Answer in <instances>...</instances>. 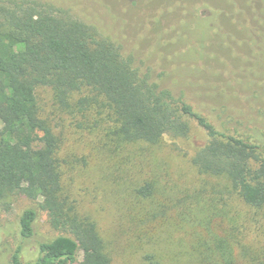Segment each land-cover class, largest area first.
Instances as JSON below:
<instances>
[{
    "label": "trees",
    "instance_id": "trees-1",
    "mask_svg": "<svg viewBox=\"0 0 264 264\" xmlns=\"http://www.w3.org/2000/svg\"><path fill=\"white\" fill-rule=\"evenodd\" d=\"M83 1L73 4L83 6ZM247 1L123 0L120 14L111 6L125 36L122 42L72 7L0 0V204L9 209L18 195L35 203L20 216L23 242L36 235L41 211L62 233L41 242L34 261L22 259L20 243L11 264H77L82 250L81 264H112L97 224L78 211L67 192L61 140L37 96L42 87L52 89L62 109L74 105L85 114L94 107L109 109L115 129L107 136L113 134L120 145H156L167 135L186 138L201 129L206 140L192 158L198 172L225 177L243 203L264 207V85L250 75L248 61H242L246 46L264 43V0ZM202 8L209 13L199 14ZM133 30L141 38L135 47L126 39ZM240 98L257 107L245 115L247 124L237 120L238 126L230 128V121L216 123L206 112L207 107H221L236 119L229 108L246 107ZM101 120H95L96 126ZM156 191L150 181L138 188L145 197ZM219 213L214 206L212 219L201 222L208 233ZM211 236L214 242L204 249L202 264H237V247L246 264L250 259L264 264V250L255 244L230 240L229 234ZM143 264L162 262L146 254Z\"/></svg>",
    "mask_w": 264,
    "mask_h": 264
},
{
    "label": "rangeland",
    "instance_id": "rangeland-1",
    "mask_svg": "<svg viewBox=\"0 0 264 264\" xmlns=\"http://www.w3.org/2000/svg\"><path fill=\"white\" fill-rule=\"evenodd\" d=\"M43 1L72 7L76 15L96 25L103 34L123 42L125 36L120 33V22L114 19L111 8L116 7L114 12L120 14L122 7L118 3L123 0H84L83 6L73 4V0ZM209 11L202 8L199 14ZM260 26L262 34L263 20ZM126 36L133 47L141 41L134 30ZM244 49V58L240 59L248 61V72L259 77L264 85V43L259 48L246 46ZM160 71L157 68L156 72ZM171 71L169 67L166 74ZM164 82L172 83V79L165 78ZM37 96L44 117L61 140L60 156L67 192L75 200L78 211L97 224L112 264H143L146 254H155L162 264H202L204 249L214 242L212 234L220 238L229 234L230 240L240 239L264 250V207L246 205L225 177L202 175L192 163L197 148L206 140L201 129L196 128L186 138L167 135L156 145L144 142L120 145L113 140V134L107 136L115 129L109 109L94 107L87 114L74 105L62 109L55 103L49 87L39 88ZM240 99L246 107L229 108L236 119L228 117L221 107H207L206 112L216 123L230 121L227 125L230 128L238 126L237 120L247 124L245 115L257 107H249L252 103ZM236 101L232 100V105ZM100 117L103 120L96 126L95 120ZM2 126L0 120V129ZM148 181L157 187L151 197L138 192ZM33 206L35 203L22 195L13 198L9 209L0 204V264H11L12 254L20 243L24 244L22 259L34 261L41 242L62 234L51 227L47 213L41 211L35 223L36 235L23 242L20 216ZM214 206L220 213L218 219L211 222L208 233L201 222L206 225L207 219H212ZM235 255L237 264H246L239 247ZM84 258L82 250L77 264ZM250 262L251 259L249 264H252Z\"/></svg>",
    "mask_w": 264,
    "mask_h": 264
}]
</instances>
